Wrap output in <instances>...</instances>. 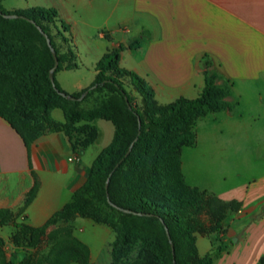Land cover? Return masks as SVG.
Returning <instances> with one entry per match:
<instances>
[{"label": "crops", "instance_id": "obj_1", "mask_svg": "<svg viewBox=\"0 0 264 264\" xmlns=\"http://www.w3.org/2000/svg\"><path fill=\"white\" fill-rule=\"evenodd\" d=\"M43 4L38 7L57 11L71 43L88 59L78 54L77 68L62 71H81L89 64L95 78L97 62L122 45L120 66L144 78L156 97L172 102L199 96L205 86L201 62L208 55L231 83L237 106L233 113L228 109L202 121L211 123L213 142H225L233 151L225 158L242 162L235 176L248 177L219 188L211 180L190 182L191 169L185 171L182 154L181 172L187 185L241 205L234 221L225 224L227 237L236 241L213 264H257L264 255V0H44ZM136 39L139 42L128 47ZM83 89L77 84L72 92ZM99 126L101 139L109 142L113 128ZM223 128L225 140L219 139ZM73 144L63 132L45 133L31 145L28 160L20 135L0 117V209L17 213L34 184V173L38 190L22 218L31 227L44 225L85 180L89 152L78 151ZM77 152L79 160H69ZM201 157L217 161L223 156ZM200 176L207 177H196ZM196 248L200 256L207 254L210 236L198 235Z\"/></svg>", "mask_w": 264, "mask_h": 264}, {"label": "trees", "instance_id": "obj_2", "mask_svg": "<svg viewBox=\"0 0 264 264\" xmlns=\"http://www.w3.org/2000/svg\"><path fill=\"white\" fill-rule=\"evenodd\" d=\"M0 9L4 14L22 15L34 21L35 24L22 18L5 19L0 14L3 21L24 24L32 28L36 36L43 42L46 40L37 26L48 35L59 62L54 76L59 71L77 68L74 58L61 57L43 23V21L49 22L58 19L55 9L32 7L29 9L32 10L31 13L28 10L6 12L1 8V5ZM50 10L52 12H49ZM138 42V39L129 42L128 47L131 48ZM47 50L49 65L45 69V77L48 91L36 97L31 102V107L41 108L43 112H47L52 105L71 102V106L65 110L66 123L62 126L61 131L70 136L71 125L78 120L80 115L77 109L79 102L95 94L105 93L108 96L107 104L112 113V116L106 119L110 120L115 127L114 138L117 145L109 146L97 157L93 164L91 180H87L77 188L72 199L40 227H31L26 223L15 221V218L25 211L36 196L38 181L32 173L34 184L29 190L23 206L17 213L1 208L0 226L13 225L15 244L19 247L33 248L37 245L47 224L66 216H86L90 213H98L97 220L109 224L118 234L117 244L111 253V264H123L128 249L134 243L140 244V256L144 255L149 258L152 264H213L214 260L221 257L232 245V239L226 235V210L232 207L233 210L238 211L241 207L240 203L231 200L229 204H223L215 194L187 185L181 172L182 153L174 145L170 146L172 154L168 155L167 161L155 165L154 178L148 181L150 184L148 192L141 187V177L137 174L139 167L131 163V159L148 130L167 129L171 123L189 125L205 119L208 115L228 109L233 113L237 101L232 93L231 83L217 71L208 55H205L201 62L205 86L199 96L194 99L180 97L173 103L161 106L156 102L154 91L144 78L132 71L119 68L120 52L123 50V46L120 45L113 51L104 54L97 62L96 75L91 85L72 94L78 98L87 92L85 97L82 100L69 101L66 96L62 95L69 94L59 87L56 79L53 83L49 79V70L54 65V59L48 46ZM124 78L130 81L142 99L141 107L136 104V98L126 90ZM218 89L221 91L220 96L214 99L212 93ZM122 106L124 111L121 110L118 113L116 109L120 110ZM1 108L0 105V117L6 120L20 135L27 149L29 160L31 145L41 136V132L25 124H16L9 115L4 114ZM133 142L132 149L127 154ZM195 143L196 134L190 132L182 145L193 146ZM159 159L161 158L159 157ZM159 200L163 201L160 205L156 203ZM149 204L151 207H156L157 210H146L143 207ZM99 207L115 211L117 219L109 216L102 217L98 211ZM117 207L145 215L125 213ZM159 209L163 212H159ZM205 211L211 213L210 227L207 230L197 220L185 217L186 214L196 216ZM198 235L210 236L211 250L204 256H200L196 248ZM71 244L76 248V252L67 250L59 255L53 250L50 252V260L55 257L52 264L75 262L88 264V247L76 238H71ZM0 264H7L2 253H0ZM257 264H264V255L260 257Z\"/></svg>", "mask_w": 264, "mask_h": 264}, {"label": "rangeland", "instance_id": "obj_3", "mask_svg": "<svg viewBox=\"0 0 264 264\" xmlns=\"http://www.w3.org/2000/svg\"><path fill=\"white\" fill-rule=\"evenodd\" d=\"M43 3L44 0H0L1 8L6 12H25L28 10L31 13L30 8L36 7L37 9L38 6H44ZM43 23L62 58H74L77 62V55L79 54L82 55L83 60H88L84 58L86 57L84 50L77 49L71 43V38L66 33L67 27L64 23H61L59 19L56 21L50 20L49 22L43 21ZM48 65L47 44L36 36L32 28L24 24L7 23L0 18L1 110L4 114L9 115L16 124H25L36 128L41 132V135L48 132H61L62 126L66 123L65 110L71 106V102L52 105L47 112H43L41 108L31 107V102L36 97L48 91L45 77V69ZM122 65L130 67L128 61H123ZM118 66L120 69L130 71L120 66V59ZM92 71V66L88 64L86 69L81 71H59L55 74V79L64 92L72 95L75 85L80 84L84 88L91 85L94 81ZM123 82L126 90L136 98V104L141 107L142 99L130 81L124 78ZM220 93L221 91L218 89L212 93V97L214 99L218 98ZM154 97L161 106L175 101L167 102V100L156 97L155 93ZM107 100L108 96L105 93H100L80 101L77 106L80 113L79 118L71 125L70 140L75 143L73 145L79 149L78 151L88 150L89 152L87 164L85 165L84 182L91 180L93 164L97 157L109 146L117 145L114 138L115 127L110 120L106 119L112 116ZM121 110L124 111L123 106L120 110L116 109L118 113ZM104 124L113 128L112 138L109 142L106 141V138L101 139L99 125ZM222 130L225 132L219 136V139L225 140L226 130L224 128ZM190 132L195 134L198 132L199 140L194 146L182 145ZM210 133L211 123L202 120L189 125L171 123L167 129L155 128L148 130L131 159V163L139 167L137 174L141 177V187L148 192L150 186L148 181L154 178L155 165L167 161L168 155L172 154L170 150L172 145L176 146L182 153L185 171L187 172L188 167L191 169L187 178L190 182L195 181L194 179L211 180L214 186L219 188L218 186L223 187L245 180L248 177L246 173H242L240 178L235 176L236 173L241 171L242 162H232L226 159L225 155L231 154L233 151L227 147L225 142H213L214 137ZM206 154H217L223 157L217 161H204L201 155ZM74 157L77 162L79 153H75ZM197 174H205L207 177H196ZM230 201L221 199L223 204H229ZM156 203L160 205L163 201L159 200ZM143 207L146 210H157L156 207H151L150 204ZM98 211L102 217L109 216L113 219L118 217L115 211L104 207H99ZM240 211L241 207L238 211L229 207L226 210L227 223L230 224L234 221ZM159 212L163 211L159 209ZM97 216L98 213H90L86 216L73 215L59 218L46 225L37 245L33 248L19 247L15 244L13 239L15 228L13 225L0 226V253L4 254L7 264H52L55 257L50 260V252L53 250L58 255L67 250L76 252V248L71 244V238H76L88 247V264H111V253L117 244L118 234L109 224L97 220ZM22 217V214L18 215L15 221L25 223ZM185 217L190 220H197L205 230L210 227L211 213L209 211L196 216L186 214ZM202 248V246L199 247V251ZM140 253V244L134 243L128 249L123 264H152L149 258L144 255L140 256Z\"/></svg>", "mask_w": 264, "mask_h": 264}, {"label": "water", "instance_id": "obj_4", "mask_svg": "<svg viewBox=\"0 0 264 264\" xmlns=\"http://www.w3.org/2000/svg\"><path fill=\"white\" fill-rule=\"evenodd\" d=\"M0 14H1L5 19H16V18H22V19H26L27 21L31 22L32 24H35L34 21H32V20H30V19H28V18H26V17H24V16H22V15H18V14H4V13H2L1 9H0ZM37 29L43 34V36H44V38H45V40H46L47 46L49 47V49H50V51H51V54H52V57H53V59H54V65H53V67L49 70V79H50V81L53 83V81H54V79H55L54 73H55V70L57 69L58 64H59V62H58V58H57V54H56V51H55V49L53 48V46H52V44H51V41H50V38L48 37V35H47L46 33H44V32L42 31V29H41L39 26H37ZM86 94H87V92H84V93H83L80 97H78V98H75V97L72 96V95H65V94H62V95H63V96H66L69 100H72V101H73V100H75V99H77V100H82V99L85 97ZM133 144H134V142H133V143L131 144V146L129 147L127 154L130 153ZM127 154H126V155H127ZM107 186H108V181L106 182V188H107ZM117 208H118L120 211H123V212H125V213H131V214H136V215H145L144 213H137V212H134V211H132V210H130V209H124V208H120V207H117ZM147 215H148V214H147ZM235 241H236L235 238H232V242H235Z\"/></svg>", "mask_w": 264, "mask_h": 264}, {"label": "built area", "instance_id": "obj_5", "mask_svg": "<svg viewBox=\"0 0 264 264\" xmlns=\"http://www.w3.org/2000/svg\"><path fill=\"white\" fill-rule=\"evenodd\" d=\"M73 159H75V157H73V158H70L69 160H73Z\"/></svg>", "mask_w": 264, "mask_h": 264}]
</instances>
